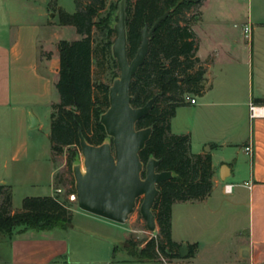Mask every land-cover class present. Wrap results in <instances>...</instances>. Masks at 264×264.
Wrapping results in <instances>:
<instances>
[{"label": "crops", "instance_id": "obj_1", "mask_svg": "<svg viewBox=\"0 0 264 264\" xmlns=\"http://www.w3.org/2000/svg\"><path fill=\"white\" fill-rule=\"evenodd\" d=\"M27 1L30 11L42 20L30 22L26 28L16 25L14 11L7 4L0 6V14L5 15V21L0 18V108L16 120L18 129L26 131L41 127L39 106L50 107L58 99L55 83L60 67L59 50L50 58L41 54L51 32L47 1ZM241 2L220 1L216 12L221 14L227 3L238 6ZM254 2L249 0L244 22L252 27L250 38L243 24L240 32L230 31L219 15L198 36V57L206 68L207 88L202 96L194 95L197 103L186 100V105L178 107L171 120L173 133L190 135L194 153L211 154L214 170L213 191L208 197L172 207V238L181 247L187 245L183 264H264V0ZM207 5L204 1L198 22L204 19L202 8ZM251 104L259 107L254 116ZM248 145L251 153L246 150ZM14 150L27 151L26 141L14 144ZM45 170L54 196L60 188L54 184L58 171L54 160ZM6 183L0 180V184ZM228 184L232 185L229 192L225 189ZM59 229L9 238L11 258L0 259V264H87L90 255L86 253L95 252V241H102L99 252L108 254L111 242L116 246L128 239L121 226L80 208L74 209L70 227ZM68 231L85 234L84 238L77 234L76 248L60 235L71 236ZM80 248H86L83 255ZM191 248L196 249L195 254L187 257ZM114 249L115 260L103 264H152Z\"/></svg>", "mask_w": 264, "mask_h": 264}, {"label": "trees", "instance_id": "obj_2", "mask_svg": "<svg viewBox=\"0 0 264 264\" xmlns=\"http://www.w3.org/2000/svg\"><path fill=\"white\" fill-rule=\"evenodd\" d=\"M205 0H128V55L132 60L142 43V30L171 10L154 32L144 64L134 76L130 93L134 107L144 106L153 96L155 104L150 113L138 121L137 128L153 127L151 138L140 153L146 163L150 157L160 160L158 171L170 170L174 176L158 185L160 193L153 211L160 236L148 241L135 252L139 262H150L160 256L169 260L182 258L181 245L172 238V207L178 202L201 200L213 191V165L210 153L192 151L188 134L172 132L171 120L178 107L186 105V94L202 95L206 89V68L198 57L199 39L194 25L202 16ZM106 0H89L69 13L62 8L59 21L74 26L80 39L59 42V78L55 89L58 102L52 103L51 142L54 154L65 147H80L79 128L92 144H101L107 133L100 116L109 107V85L103 88L102 99L96 96L93 82L95 28L101 33L100 47L115 66L112 54L115 30L109 17L103 16ZM195 10V12H194ZM199 65V66H198ZM198 68L196 69V67ZM165 106H161V102ZM71 152V158L76 157ZM58 188V186L56 187ZM5 194L0 209V234L13 238L15 234L40 233L56 228L68 229L73 211L56 196H32L23 200L22 208L13 210L12 188L0 184V196ZM126 249V247H125ZM196 249L187 257L194 256ZM115 253L118 246H115ZM132 254V253H130Z\"/></svg>", "mask_w": 264, "mask_h": 264}, {"label": "rangeland", "instance_id": "obj_3", "mask_svg": "<svg viewBox=\"0 0 264 264\" xmlns=\"http://www.w3.org/2000/svg\"><path fill=\"white\" fill-rule=\"evenodd\" d=\"M31 1H33V3L38 1L43 2V0ZM46 1L48 12L47 24L51 26V32L46 36V44L44 46L42 45L41 54L42 56L50 58L54 54V52H57L59 50L58 44L61 40L66 39L69 41H74L80 39L82 36L78 34L74 26L62 25L59 21L60 9L62 8L69 13H74L77 10V0ZM120 1L121 0H106L105 9L101 11L103 16H110L108 21L110 25H113L117 21L118 4ZM220 1L205 0V2L209 4L206 6V8H202V10L205 11V17L201 22H198L194 25V30L196 31L197 36L205 34V32L208 31L210 24L209 22L212 23L214 21V16L216 15L223 17V23L228 26V29L230 31H241V25H244V22L246 23L247 21L249 0H243V2H241L238 6L235 4H233L232 6L231 3H227L225 7H222V13L219 14L216 12L218 10V8L216 10V4H220ZM250 1L255 5V0ZM81 2L82 5H87L89 3V0H81ZM6 4L10 7V10L14 11L15 18L18 21L16 25H20L21 28H26V26L31 25L30 22L42 20V18L38 17V15H36L33 11H30L31 9L30 6H28L27 0H0V6ZM0 16V18L4 20V13L0 14ZM235 23L239 24L240 27L235 28ZM101 36V33L97 28H95L93 82L96 96L102 99L104 86H111L114 79L120 76L121 70L120 67L115 66V64H113V62H111V60L109 59V56L103 53V51L101 50ZM116 37L117 34L115 32L111 36V38L112 40H115ZM201 62L204 64L202 60ZM198 66L196 67V69L198 68ZM55 94L58 99L54 102H58L59 94L56 89ZM188 95L192 96L194 94H186L185 98ZM199 96L202 95H198V97ZM45 105L46 104L40 105L37 110L39 113L38 115L40 118L41 127L27 131L26 129H18L16 120H12L11 118H9L10 116L7 115L8 113L0 108V180L3 182H7L6 185L11 186L13 197L12 207L14 211H18L22 208L23 200L26 197L51 196L50 194L53 191V184L50 181V178L48 179V173L46 172L45 168L47 167L48 162L54 160V163L58 167L54 184L56 187H60V191L59 189H57L54 193V196L58 195L61 202L71 207L72 211L74 212V209L79 210V206L77 198H74V196H76V186L73 166L76 159L79 158L82 163V167L84 168L81 147H65L62 153L54 154L53 156L52 142L50 137V115L52 111V104L50 107H48V105ZM161 106H165V103L163 101L161 102ZM23 141H26L27 151L21 152V150H14V144L18 142L21 143ZM73 151H76L77 153L76 157L72 159L71 152ZM16 152H20L18 159L14 158ZM32 163H36V168L32 166ZM37 170L40 172V174L37 172ZM4 198L5 194L0 196V209L4 203ZM142 201L143 197L138 199L136 209L129 216V219L126 221V223H116L118 226H121L128 232V239L126 240V243L118 242L116 244V246H118V251H121V254L123 253V255L133 260L139 259V255H135V252H138L139 250L144 248L146 243L151 239L158 238L160 236L159 225H157V230L155 232L149 230L147 222L140 212ZM107 221L111 222L109 220ZM122 231L123 230H121L120 233H122ZM67 233H69V231ZM69 234L72 235L69 236L66 233H60L62 238L68 240L70 245L72 243V247L76 248V237L78 233ZM80 235L83 236V238L85 237L84 233H79L78 236ZM14 236H18V234H15ZM86 236L88 238L89 234H86ZM8 240V236L0 234V259L11 258ZM111 243L112 244L109 248V253L106 254L99 252L100 250H102L104 243L102 241H95V252H85L86 254L90 255V261L87 264H103L106 262H113V260H115L113 254V248L115 247V244H113V242ZM85 249L86 248H80L82 255L84 254ZM65 257L66 256H61L59 258L65 259ZM183 262L184 261L182 260V258L169 260V258L163 256L150 261V263L152 264H183Z\"/></svg>", "mask_w": 264, "mask_h": 264}, {"label": "water", "instance_id": "obj_4", "mask_svg": "<svg viewBox=\"0 0 264 264\" xmlns=\"http://www.w3.org/2000/svg\"><path fill=\"white\" fill-rule=\"evenodd\" d=\"M128 0L118 4L117 21L112 25L117 37L112 45L113 57L121 74L109 88V107L101 114L107 138L101 144L90 143L80 126L79 140L83 165L76 159L73 166L76 198L81 210L117 224H124L143 197L140 212L150 231L157 230L153 207L160 190L158 185L174 176L170 170L158 171L160 160L150 157L144 163L140 153L153 133V127L137 128L139 120L152 110L156 96L144 106L134 107L130 87L150 50L151 38L170 11L142 30V43L136 56L128 55ZM187 245L181 247L185 257Z\"/></svg>", "mask_w": 264, "mask_h": 264}, {"label": "built area", "instance_id": "obj_5", "mask_svg": "<svg viewBox=\"0 0 264 264\" xmlns=\"http://www.w3.org/2000/svg\"><path fill=\"white\" fill-rule=\"evenodd\" d=\"M244 32H245L246 36L250 38V36L252 34V27L250 25H245L244 26ZM186 100L189 101L191 104H195V103H197V96H194V95L189 96L188 95V96H186ZM250 108H251L252 116L256 115V112L259 109V107L254 105V104H251ZM246 150L251 153L253 151L252 146L251 145L246 146ZM231 188H232L231 184H228L225 186V189L227 192H229L231 190ZM74 198H76V196H74Z\"/></svg>", "mask_w": 264, "mask_h": 264}]
</instances>
